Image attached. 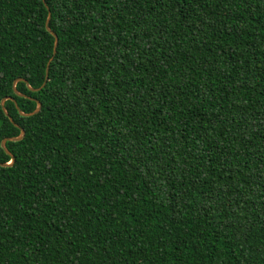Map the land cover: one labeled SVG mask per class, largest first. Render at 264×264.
I'll use <instances>...</instances> for the list:
<instances>
[{
  "label": "trees",
  "instance_id": "16d2710c",
  "mask_svg": "<svg viewBox=\"0 0 264 264\" xmlns=\"http://www.w3.org/2000/svg\"><path fill=\"white\" fill-rule=\"evenodd\" d=\"M6 98L0 264H264V0H0Z\"/></svg>",
  "mask_w": 264,
  "mask_h": 264
},
{
  "label": "water",
  "instance_id": "95a60500",
  "mask_svg": "<svg viewBox=\"0 0 264 264\" xmlns=\"http://www.w3.org/2000/svg\"><path fill=\"white\" fill-rule=\"evenodd\" d=\"M42 1L44 2V0H42ZM49 20H50V14L48 13L47 20H46V22H45V29H46V31L49 32V33L53 36V38H54L53 55H52V58L50 59V61H51V60L53 59L55 53H56V48H57V45H58V37H57V36H56V35L50 30V28H49ZM50 61H49L48 64H47L45 79H44V82H43V84L41 85L40 88H38V89H33V88H31V87L27 84V82H26L25 80H23V79H18V80H15L14 83H13V91H14V93H15L16 95L21 96V95L17 92V90H16V88H15L16 83H17L18 81L25 82L27 88H28L31 92H38V91H40V90L45 86V84H46V82H47V78H48V65H49ZM8 99H10V98L3 99V100L1 101V103H0L1 108H2V111L4 112V114H5L6 116H8V114H7V112H6L5 108H4V102H5L6 100H8ZM15 106H16V105H15ZM16 108H17V106H16ZM40 109H41V104H40L38 101H36V108H35V110H34L33 112H31V113H29V114H27V115L23 114L22 112H19V113H20L21 115H24V116H28V117H29V116H33V115L37 114V113L40 111ZM9 119H10V121L13 123V121H12V119H11L10 117H9ZM24 134H25V133H24V130H23V129H20V134H19L17 137H15V138H8V139L3 140V141L1 142V148L4 150V152H5L7 155L10 156V162H9V163H6V164H0L1 167H9V166H12V165L14 164V162H15V159H14L13 155H12V154L6 149V145H5L6 141L8 140V141H12V142H18V141H20V140L23 139Z\"/></svg>",
  "mask_w": 264,
  "mask_h": 264
}]
</instances>
